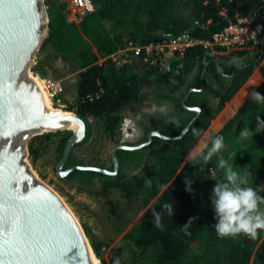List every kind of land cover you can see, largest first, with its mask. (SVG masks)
I'll return each instance as SVG.
<instances>
[{
	"label": "trees",
	"instance_id": "obj_1",
	"mask_svg": "<svg viewBox=\"0 0 264 264\" xmlns=\"http://www.w3.org/2000/svg\"><path fill=\"white\" fill-rule=\"evenodd\" d=\"M92 2L94 11L74 24L66 21L62 5L58 3L54 8V2L44 0L50 9L48 34L41 47L50 45L58 54L81 68L78 100L70 108L84 121L86 133L75 147L93 138L95 131L98 142L108 139L116 144L121 135L125 108L141 104L149 96L156 100L169 99L176 104L183 116L182 122L173 131L161 133L167 136L178 134L194 115L183 108L182 98L189 89L200 88L205 68L202 90L192 91L185 101L187 106H199L200 113L180 139L163 141L154 138L153 147L136 174L119 178L74 170L65 179L74 180L75 175L84 172L90 174V182L82 181L81 184L87 185L89 189L86 190L95 196L107 195L114 189L127 197L142 199L144 204L155 198L125 235L135 249L131 250L130 264H264V230H258L256 238L244 233L220 237L213 227L215 218L209 195L216 180L224 179V169L217 167L216 155L207 162L201 160L198 165L184 162L210 122L255 68L261 45L264 48V3L261 0ZM236 14L254 16L262 23L259 49L214 54L201 47L188 48L181 58V73L174 80L153 69L140 68L133 62L115 66L107 59L97 63L99 58L108 56L130 41L147 45L168 32L177 34L189 30L194 36L209 38ZM256 90L264 94V83ZM207 93L213 100L205 98ZM248 97L250 93L242 101ZM233 99L213 121L206 137L210 131L218 130L233 112L230 108ZM259 116L264 120V104L258 105L250 97L215 134L222 133L225 137V147L221 150L224 157L238 172L246 173L248 183L264 195V187L261 190L257 187L264 177V128L257 124ZM194 127L201 130L198 136L192 133ZM241 128H249L252 134L238 137ZM53 133L57 132L43 133L30 139L28 155L32 160H36L47 147L46 142ZM70 134L61 138L56 146L57 161ZM203 144L204 141L198 146ZM210 144L211 139L208 141ZM73 153L74 150L70 156ZM123 153L124 150H119L118 158ZM74 164L105 166L97 162ZM96 177H99L98 183L93 181ZM186 177L191 180V191L186 190ZM76 188L84 189L83 186ZM166 203L173 204L172 215L164 207ZM154 210L161 213L162 227L155 223ZM189 217L192 220L185 228L183 224L189 221ZM84 233L93 252L104 264L101 243L86 228Z\"/></svg>",
	"mask_w": 264,
	"mask_h": 264
},
{
	"label": "water",
	"instance_id": "obj_2",
	"mask_svg": "<svg viewBox=\"0 0 264 264\" xmlns=\"http://www.w3.org/2000/svg\"><path fill=\"white\" fill-rule=\"evenodd\" d=\"M48 16L43 0H0V264H95L90 243L61 198L30 170L26 157L28 142L47 132L76 126L67 138L55 173L63 178L74 170L102 175L117 172V151L135 150L152 137L163 141L180 139L200 113L199 106H187L191 88L182 106L194 115L173 136L158 131L141 144L116 145L111 150L113 170L94 165H73L62 169L73 148L85 138L84 121L74 112L49 109L34 81L28 77L33 56L47 37ZM260 59L264 54L260 47ZM217 64L218 61L214 60Z\"/></svg>",
	"mask_w": 264,
	"mask_h": 264
},
{
	"label": "rangeland",
	"instance_id": "obj_3",
	"mask_svg": "<svg viewBox=\"0 0 264 264\" xmlns=\"http://www.w3.org/2000/svg\"><path fill=\"white\" fill-rule=\"evenodd\" d=\"M51 1L54 2V8L57 7L58 1ZM44 6L48 16V8L50 9V7L45 3ZM80 71V67L69 61L65 56L58 54L50 45L41 47V44L36 50L27 70L28 73L38 80L52 78L58 81L59 93L57 98L59 102L50 100V105L52 108L69 112H73L70 107L74 106L78 100L77 88ZM255 71L261 74L263 80L264 54L257 61L252 73ZM253 79L259 85L258 76L254 75L250 80ZM244 88L246 89V86ZM59 103L64 106L61 107ZM124 119L126 118L123 115L121 122H124ZM208 128L194 147L208 139L206 137ZM56 132L50 135L46 142L47 147L40 152L36 160H32L29 155L26 157L30 170L42 183L51 188L61 198L83 231L85 232L86 228L101 243L100 253L104 264H130L131 250L134 251L135 249L125 238V235L136 225L145 209L155 198L151 199L148 204H144L142 199L127 197L114 189L110 190L107 195L95 196L86 189H77L73 185L64 182L55 173V165L57 163L55 150L59 140L71 132L68 130ZM95 134L96 131L93 138L75 147L74 154L84 158L87 163L106 164L115 143L108 139L98 142ZM188 159L189 157L187 156L184 162H188ZM92 253L95 255L93 250ZM97 259L99 264H102L98 257Z\"/></svg>",
	"mask_w": 264,
	"mask_h": 264
},
{
	"label": "built area",
	"instance_id": "obj_4",
	"mask_svg": "<svg viewBox=\"0 0 264 264\" xmlns=\"http://www.w3.org/2000/svg\"><path fill=\"white\" fill-rule=\"evenodd\" d=\"M57 1L63 6L64 17L69 23L77 24L84 15L94 11L92 0ZM195 24L198 25V22L196 21ZM261 30L262 23L254 16L236 14L223 28L213 32L209 38L194 36L189 30L177 34L168 32L162 34L159 40L147 45H138L130 41L108 56L99 58L97 63L101 64L107 59L115 66L133 62L140 68L153 69L169 80H174L181 73L183 67L181 58L186 49L201 47L214 54L257 50L260 45ZM40 81L43 91L50 100L59 102L57 98L58 81L52 78H43ZM59 105L64 106L60 103ZM257 187L260 190L263 189L264 177L258 182Z\"/></svg>",
	"mask_w": 264,
	"mask_h": 264
},
{
	"label": "clouds",
	"instance_id": "obj_5",
	"mask_svg": "<svg viewBox=\"0 0 264 264\" xmlns=\"http://www.w3.org/2000/svg\"><path fill=\"white\" fill-rule=\"evenodd\" d=\"M251 98L259 105L264 104V94L257 90H252ZM257 124L264 128V120L257 118ZM200 129L192 128L194 136L200 134ZM250 133L249 128H241L238 137H246ZM225 147V137L222 133H217L211 137V144L205 141L202 146L194 147L187 155L188 162L198 165L200 161L207 162L213 155L217 157V167L224 169V179L216 180L213 184L209 200L213 209L215 223L213 225L216 233L220 237L236 236L244 233L250 238H256L258 230H264V195H261L255 187L248 183V175L240 173L233 168L232 163L226 159L222 153ZM206 149V150H205ZM191 180L185 178L186 190L191 191ZM164 207L169 214L173 213V204L166 203ZM155 223L161 226L159 211L153 212ZM192 217L183 226L187 228Z\"/></svg>",
	"mask_w": 264,
	"mask_h": 264
},
{
	"label": "flooded vegetation",
	"instance_id": "obj_6",
	"mask_svg": "<svg viewBox=\"0 0 264 264\" xmlns=\"http://www.w3.org/2000/svg\"><path fill=\"white\" fill-rule=\"evenodd\" d=\"M205 98L208 101L213 100V97L209 94ZM175 105L176 104L172 100H156L155 98L149 96L141 104L130 105L126 107L123 111V115L125 116L126 121L121 123V135L114 146H134L141 144L147 140L148 134L152 131H158L160 133L161 131H173L180 125L183 120L182 114L179 112V110H177ZM154 138L158 137H152L149 144L142 148L135 150L122 149L125 151V153L121 154L120 158H118L117 156V172L115 173V175L111 176H118L119 178H123L138 173L140 168L144 165L146 155L150 152L153 147ZM79 162L85 161H83L82 157L80 156H77L75 154L70 156L69 154L62 169L64 170L73 165H80L74 164ZM104 168L108 170H113L111 154ZM68 175L62 178L64 182L75 187L83 186L84 189H89L87 185L81 184V182H90V174L82 172L78 175H75L73 178L74 180L65 179ZM93 181L95 183H98L100 181L99 177L94 178Z\"/></svg>",
	"mask_w": 264,
	"mask_h": 264
},
{
	"label": "crops",
	"instance_id": "obj_7",
	"mask_svg": "<svg viewBox=\"0 0 264 264\" xmlns=\"http://www.w3.org/2000/svg\"><path fill=\"white\" fill-rule=\"evenodd\" d=\"M263 3H264V0H261ZM215 54H223V53H215ZM262 58V57H261ZM254 75H257L258 76V78H259V85H257V87L255 88V90L262 84V83H264V79L262 80V77H261V74L259 73V72H257V71H255L254 73H252L250 76H249V78L247 79V81L240 87V89L234 94V96H235V98H234V96L231 98V99H233V101H232V104L230 105V108L233 110V112L227 117V119L223 122V124L221 125V127L229 120V118H231L235 113H236V111L251 97V95H250V97H248L245 101H242L241 99H237V96L239 95V91H241V89H242V93H243V91L245 90V86L246 85H249V82H250V79H251V77H253ZM244 88V89H243ZM254 88V87H253ZM247 90H245V92H246ZM244 92V93H245ZM241 93V94H242ZM240 96H242V95H240ZM230 102V101H229ZM226 106V105H225ZM225 106H224V108H225ZM223 108V109H224ZM222 109V110H223ZM221 110V111H222ZM221 111L215 116V118H217V116L221 113ZM125 117V116H124ZM215 118L210 122V126H211V124H212V122L215 120ZM124 121H126V119H124ZM210 126H209V128H210ZM220 127V128H221ZM209 128H208V131H209ZM219 128V129H220ZM218 129V130H219ZM218 130H216V131H210L209 132V135H208V139L206 140V141H209L210 139H211V137L218 131ZM207 131V132H208ZM205 142V141H204Z\"/></svg>",
	"mask_w": 264,
	"mask_h": 264
},
{
	"label": "bare ground",
	"instance_id": "obj_8",
	"mask_svg": "<svg viewBox=\"0 0 264 264\" xmlns=\"http://www.w3.org/2000/svg\"><path fill=\"white\" fill-rule=\"evenodd\" d=\"M28 77H30V78L34 81V83L36 84V87H37V88L41 91V93L43 94L44 99H45V105H46V107L49 108V109H53V108L51 107V105H50V98H49L48 95L43 91L41 81L38 80L36 77L32 76L30 73H28ZM256 85H257V83H256L255 79L250 80L249 85H246V89H245V90H247V91L245 92V90H244L243 93H242V94H243V98H245V97L250 93V91H251L252 89H254L253 87H255ZM244 92H245V93H244ZM240 95H241V93L237 96V99H241V98H242ZM241 100H242V99H241ZM58 110H60L64 115H65V114H70V113H71V112H69V111H65V110H61V109H58ZM76 129H77V127L74 126V125H72V126H68V129H67V130L70 131V132L72 133V132L76 131ZM43 133H46V132L44 131ZM91 256H92V258H93L95 264H99V261H98L97 257H96L93 253H91Z\"/></svg>",
	"mask_w": 264,
	"mask_h": 264
}]
</instances>
